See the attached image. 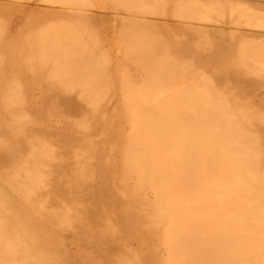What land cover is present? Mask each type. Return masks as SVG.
Listing matches in <instances>:
<instances>
[{"label": "bare ground", "instance_id": "bare-ground-1", "mask_svg": "<svg viewBox=\"0 0 264 264\" xmlns=\"http://www.w3.org/2000/svg\"><path fill=\"white\" fill-rule=\"evenodd\" d=\"M28 1L0 0V264H264V112L235 95L263 88L252 8Z\"/></svg>", "mask_w": 264, "mask_h": 264}, {"label": "rangeland", "instance_id": "rangeland-1", "mask_svg": "<svg viewBox=\"0 0 264 264\" xmlns=\"http://www.w3.org/2000/svg\"><path fill=\"white\" fill-rule=\"evenodd\" d=\"M13 1H14V0H13ZM15 1H18V2L21 3V4H24L23 2H25V3H26V2H28V3L30 2V1H28V0H24V1L22 0V2H21V0H20V1H19V0H15ZM89 1H90V0H88L87 2H89ZM101 1H102L103 3L105 2V1H103V0H100V2L98 3V0H97V2H96V0H95V1L93 0V1H92L93 4H91V5H92V6H91V7H92L91 9H89V8H90L89 5H90V3H92L91 1L89 2V5L86 4L87 2H86V3H82V2H80V4L82 5V7H83V5H84V9L87 8V7L89 6V7L87 8L88 11H87V9H86V12H90L89 10H92L93 7L97 8V5L100 6V7H99L100 9H102V10L104 9L103 5H105L107 1L105 2V4L102 3V5H99V4L101 3ZM160 1H161V0H160ZM163 1H164V0H163ZM177 1H179V0H177ZM177 1H176V0H170V1H169V2H170V3H169V6H168V10H169V12H167L168 14H164L165 16H164V15H159V16H158V15L156 14L157 17H155L156 15H155V13H154L155 16H154V17L151 16V18H152V19L155 18L154 20H156V21H162V20L165 19V20L169 21L170 23H173V22L178 21L179 18H178L177 16H176V17L178 18V19L176 18L177 20H175V18H172L173 15H174V14H172V13H174V12H172V11H173L174 9H176V8H174V7L177 5ZM180 1L183 2L182 0H180ZM180 1H179V2H180ZM194 1H195V0H194ZM199 1H200V0H199ZM201 1H202V2H208V0H201ZM213 1H214V0H213ZM225 1H227V0H225ZM229 1H230L231 3H236V4H237L238 2H240V3H241V2L246 3L247 5H249V6L252 8L253 11H250V13H252V14L254 15V17H256V21H258L259 19H260L259 21H261V22L264 21V20H261V19H263V18H261V17H264V1H259V0H252V1H251V0H247V1H246V0H228L227 2H229ZM94 2H95V3H94ZM175 2H176V3H175ZM187 2H188V0H187ZM96 3H98V4H96ZM174 3H175V5H174ZM183 3L185 4V2H183ZM188 3H189V2H188ZM188 3H187V4H188ZM190 3H191V2H190ZM190 3H189V4H190ZM85 4H86V5H85ZM94 4H96V5H94ZM108 4H109V3L107 2V4L105 5L107 8L105 7V10H108ZM39 5H40V6H39L40 8H43L44 6H47L46 4H42V5L39 4ZM81 5H80V6H81ZM237 5H238V4H237ZM41 6H43V7H41ZM85 6H87V7H85ZM262 6H263V7H262ZM53 7H58V6L55 5V6H53ZM101 7H102V8H101ZM178 7H179V5H178ZM178 7H177V8H178ZM80 8H81V7H80ZM251 8H250V9H251ZM155 9H156V8H155ZM155 9L153 10L154 12H155ZM157 9H158V8H157ZM157 9H156V10H157ZM164 9H165V8H164ZM108 11H109V10H108ZM174 11H176V10H174ZM178 11H179V10H178ZM255 11H256V13H255ZM156 12H157V11H156ZM158 12H160V11L158 10ZM163 12H164V10H163ZM259 12H262V13L260 14ZM151 13H153V12H151ZM161 13H162V10H161ZM176 13H178V12L176 11ZM176 13H175V15H176ZM257 13H259L261 16H258V17L255 16V14H257ZM262 14H263V15H262ZM175 15H174V16H175ZM257 15H258V14H257ZM118 16H122V14L120 15V13H118V14H117V17H118ZM171 16H172V17H171ZM199 16H200V15H199ZM163 17H165V18H163ZM167 17L169 18V20L167 19ZM170 17H171V18H170ZM259 17H260V18H259ZM156 18H158V19H156ZM159 18H160V19H159ZM161 18H162V19H161ZM3 19H4V18H3ZM3 19L0 21V23H1V22H4ZM257 19H258V20H257ZM165 20H164V21H165ZM170 20H171V21H170ZM198 20H199V19H198ZM200 20H201V17H200ZM251 20H252V19H251ZM253 20H255V19L253 18ZM203 21H204V22L200 21V23H199V21H198L196 24H197L198 26H201V25H199V24H201V22H202V23L205 24V25L202 24V27H205V26L208 24V22L205 23V19H203ZM223 21H225V22H227V23L229 24V25L227 24L228 27H230V28L233 27V30H236V29H239V28H240V30H241V28H242L243 31H246V30L250 31V30H251L250 28L247 29V27H246V28L243 27V26H242L243 23H241L242 20H240V19L237 20L238 23L240 24V26H239L238 28L235 27L236 29L234 28V26H235L234 24H236V23H234V22H233L234 24L232 23L234 26L230 25V24H231V21H233V20H229V21H228V19H227V21H226V20H223ZM240 21H241V22H240ZM256 21L254 22L255 24H256V23H258V24L260 23V22H256ZM6 22H7V21L5 20V23H6ZM243 22H244V21H243ZM252 22H253V21H252ZM209 23H210V24H208L206 27L213 26V25H217L215 22L212 24V21H211V22L209 21ZM238 23H237V24H238ZM244 23H245V22H244ZM254 23H252V24H254ZM263 23H264V22H263ZM263 23H262V24H259V25H262V26H263V25H264ZM1 24H2V23H1ZM10 24H11V23H10ZM101 24H102V25H101ZM252 24H251V26H250L251 28H252ZM258 24H256V27H255V25H253V28H252V29L255 30V31L251 30L250 32H256V33L264 34V30H263L264 28H263V27L261 28L262 30H261V29L259 30V28H260L261 26H258L259 28L257 29V25H258ZM104 25H106V24H103V23H95V24L93 25V27L95 26L94 28H96V30L93 29V30L96 31V35H97V33H98V34L100 33V34H99L100 36H97V38H96L97 40H96V41H99L98 38L100 37V43L104 42V43H102L103 45H101V46L98 45V46H99L98 49H99V48H103L104 45H105V46L107 45V46H106V49H107V48H108V49H107L106 51H105V50H104V51L106 52V54H107V52H109V54H107V55L112 54L111 56H108V59H109V57H110V58H111V57L114 58L115 56H117V58H120V57L123 55L122 52H121L123 49H122V50H119V52H118V49H121L122 47H121V45H117L118 42L120 43V41H118V40H120V39L117 38V37H115V36L117 35V34H115V33H116V30L114 31L113 29H111L110 24H108V25H106V26H104ZM203 25H204V26H203ZM98 26H99V28H98ZM101 26H103V27L100 28ZM245 26H246V25H245ZM104 27H105V28L107 27V28H109V29H111V30L104 29ZM213 27H214V26H213ZM226 27H227V26H226ZM248 27H249V26H248ZM254 27H255L256 29H254ZM102 29H103V30H102ZM231 29H232V28H231ZM244 29H245V30H244ZM101 30H102L103 32H102ZM105 30H106V31H105ZM107 30H108V32H107ZM98 31H99V32H98ZM112 31L115 32V33H114V36H111V35L113 34ZM260 31H261V32H260ZM262 31H263V32H262ZM105 32H106V33H105ZM165 32H166V31H165ZM101 33H102V34L104 33V35L102 36ZM108 33H109V34H108ZM105 34H107L108 36L105 35ZM110 34H111V35H110ZM92 37H96V36L94 35V36H92ZM101 37H102V38H101ZM104 37H106V39H103ZM110 37H112V38H110ZM113 37H114V38H113ZM107 38H108V42H107ZM115 38H116V39H115ZM262 38H263V40H264V37H262ZM102 39H103L104 41H103ZM112 39H115V42H116V40H117L118 42L115 43ZM92 40H93V39H91V41H92ZM260 40H262L261 37H260ZM111 41H112L113 44H116V45H115L116 47L118 46L117 49L115 48L114 45H108V44L111 43ZM257 41H258V40L255 41L256 44H257V43L259 44L260 42H257ZM93 42H94V40L92 41V43H93ZM250 42H251V41H250ZM94 43H95V42H94ZM96 43H97V42H96ZM96 43H95V44H96ZM106 43H107V44H106ZM112 43H111V44H112ZM239 43H241V42H237V47H236V49H239V48H238V44H239ZM248 43H249V41H248ZM253 43H254V41L252 42V44H253ZM95 44H94V45H95ZM98 44H99V43H98ZM254 44H255V43H254ZM258 44H257V46H258ZM239 45H240V44H239ZM262 45H263V44L261 43V46H262ZM102 46H103V47H102ZM110 46H114V47L111 48ZM253 46H254V45H253ZM120 47H121V48H120ZM258 47H259V46H258ZM95 48H97V46H96ZM110 48H111L112 50H113V49H114V50L116 49L117 51H114V50L112 51ZM103 49H105V47H104ZM257 49H258V48H257ZM257 49L254 48V50H252V51L254 52V51L257 50ZM260 49H261V48H260ZM233 50H235V49L233 48ZM262 50H263V49H262ZM111 51H112V53H111ZM237 51H238V50H237ZM257 51H258V50H257ZM257 51H255V52H257ZM260 51H261V50H260ZM260 51H258V52H260ZM117 52H118V54H117ZM120 52H121V54H119ZM253 52H252V55H253ZM114 53H115L116 55H115ZM244 54H246V53H244ZM259 54H260V53H259ZM113 55H115V56H113ZM119 55H121V56L119 57ZM261 55H262V54H261ZM263 55H264V50H263ZM186 56H187L188 58H192V57H193V58L196 59V57H194L193 54H192V55H185V57H186ZM246 56H247V55H245V58H246ZM249 56L251 57V55H249ZM249 56H248V58H250ZM253 56H254V55H253ZM258 56H259V55H258ZM258 56H257V57H258ZM187 57H186V58H187ZM254 57H255V56H254ZM254 57H253V58L251 57V58L254 59ZM262 57H263V56H262ZM113 58L111 59V62L109 61L110 63H107L108 65H112V64H113V61H112ZM115 58H116V57H115ZM259 58H260V57H259ZM257 59H258V58H257ZM257 59H256V57H255V60H257ZM246 60H247V62H249L248 59H246ZM255 60H254V61H255ZM262 60H263V59H262ZM250 61H251V60H250ZM254 61L252 60L251 64H252ZM255 63H257V65H258L259 62L256 61ZM255 63H254V64H255ZM260 63L263 64L262 61H261ZM248 64H250V62H249ZM261 64H259V68L257 67L258 69H256V70L261 69V72H262V73L260 72V70H259V72L256 71L255 74L251 73V74H253V75L259 76V80H260V77H261V79L264 78V71H263L264 68L262 67V68H263V69H262V68L260 67V66H262ZM255 65H256V64H255ZM200 66H201V67H200V68H201V70H200L201 73H200V71H199L198 69H196V70H198V72L200 73V74L198 73V75H197V79L203 78V76L205 77V74H206V77H208L209 74H211V71L208 70V68H203V67H207V66H205V65H204V66L200 65ZM251 66H252V65H251ZM263 66H264V65H263ZM253 68H254V66H253ZM251 70H253V72H254V71H255V68H254V69H251ZM204 71H206V72H204ZM250 72H251V71H250ZM196 73H197V72H196ZM204 73H205V74H204ZM256 73H258V74L261 73V74L258 75V74H256ZM201 74H202V75H201ZM207 75H208V76H207ZM262 76H263V77H262ZM211 80H212V82H213L212 87L215 88V89H217V90L222 89V87H223V88H226V87H227L228 89H231V87L226 86V84L224 83V79H221V80H219V81H215L214 78H211ZM260 82L262 83L263 88H261V87H260V88H255V89L252 88V89H249V91H247V93H246V92H245V93H237V94L235 93L236 96H240V97L244 100V101H240V102L238 103V105H241V104H242V106H243V103H242V102L245 103L246 101H248L247 103L244 104V106L249 105L250 107H254L253 109H255V110L251 109V110H253V112H258L259 110H260L261 112H264V79H263V81L260 80ZM217 83H219V85H218ZM223 84H224V85H223ZM222 85H223V86H222ZM221 86H222V87H221ZM218 88H219V89H218ZM258 91H259V92H258ZM253 96H254V97H253ZM29 102H30V101H28V103H29ZM246 104H247V105H246ZM37 105H38V109H40L41 112H42V109L40 108L41 105H42V102L37 103ZM39 105H40V106H39ZM43 105H46V106H47V105H50V104H48V103H46V104L43 103ZM28 106H30V105H28ZM249 106H248V107H249ZM257 110H258V111H257ZM260 111H259V112H260ZM263 115H264V114H263ZM42 119L45 120V121H47L45 118H42ZM51 120H52V121H51ZM57 121H59V122H57ZM60 121H62V120H61V119H57V118H53V119L48 120V122H50V123H52V124H54V125H59ZM59 131H60V130H59ZM59 131H58V132H59ZM61 132H62V133H61ZM58 134H60V135L63 136V135H65V132H63V130H62V131H60V133H58ZM45 136H47V135H45ZM54 137H59V135H56V134L53 133L51 136H49V138H54ZM64 250H65L66 258H67V259L69 258V259H68L69 261H73V262H74V261H77L78 263L83 264V263H85L86 261H90V260H88V259H92V258H91V255H90V254H91V249H82L81 252L78 251L79 253H81V255H79V253L77 252L76 247H74V246H68V245H66V248L64 247ZM66 251H67V252H66ZM74 254H76V256H75ZM77 254H78V256H77ZM94 255H95V254H94Z\"/></svg>", "mask_w": 264, "mask_h": 264}]
</instances>
